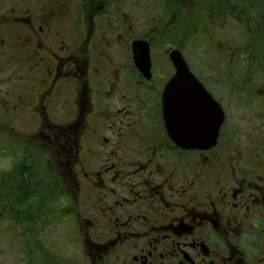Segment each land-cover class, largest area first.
<instances>
[{"label":"flooded vegetation","instance_id":"1","mask_svg":"<svg viewBox=\"0 0 264 264\" xmlns=\"http://www.w3.org/2000/svg\"><path fill=\"white\" fill-rule=\"evenodd\" d=\"M76 1L0 5V130L10 162L0 172L1 239L16 237L19 264H264V87L254 88L252 67L263 57L243 51L249 72L237 86L230 73L203 78L166 15L138 27L121 0ZM156 1L174 10L175 0ZM208 1L212 15L254 17L245 49L264 45L254 40L264 39V0ZM175 50L223 112L209 149L182 148L168 133ZM240 108L255 111L244 130ZM58 224L70 240L65 255L51 243Z\"/></svg>","mask_w":264,"mask_h":264},{"label":"rangeland","instance_id":"2","mask_svg":"<svg viewBox=\"0 0 264 264\" xmlns=\"http://www.w3.org/2000/svg\"><path fill=\"white\" fill-rule=\"evenodd\" d=\"M14 1L16 0H0V5L4 8L9 7L8 9H10ZM40 1L43 5L46 3L47 5H51L52 3L63 2L68 8H72L73 6V0ZM75 2L77 1L75 0ZM170 5L174 10L170 11V14L167 15L156 0H121L122 10L136 22L138 27L150 24L151 21L153 26L156 27L157 20L161 17L163 18V16L165 17V15L169 18L171 26L173 24H180L181 32L179 37L183 44V52H185L186 59L194 67V71L203 78L225 79L227 73H230L233 85L237 86L240 83V78H242V73L245 75V73L249 72L247 66L249 61L246 60L243 51L250 50L254 56H261L264 59V45L258 44L259 46L257 45L256 48L245 49V46L252 41V29L253 31H257L255 25H253L252 29L247 26L250 23H257L254 21V17L250 16L249 20H246L245 17L233 19L230 16L222 14L217 16L212 15L211 5L208 0L205 1V5L202 0H175ZM174 20L176 22L173 23ZM154 35L157 36L158 34L154 33ZM160 37L162 38V36L158 38ZM254 40L264 42V39ZM217 42H224L228 47H216L215 44ZM225 56L230 57L229 60ZM220 57L225 59L224 62ZM233 61L235 64L230 65V62L232 63ZM0 66H2L1 61ZM252 67L255 68L256 72L261 73L260 71L264 67V62L261 67L260 65H252ZM259 73L253 74L254 80L257 82V85L254 87L255 89H263L264 87V73L262 72L263 75H259ZM253 85L254 81H252L250 87H253ZM212 88L221 89L224 86L212 85ZM240 110L239 112L236 111L235 115L239 116L246 112L247 115L243 114L242 116H248V118L246 117L245 120H242L239 126L240 129L244 130L247 127L249 128L248 124L255 111L248 108H240ZM1 144L2 134L0 130V172L10 167L9 160L3 156ZM67 236L64 226L58 224L56 226V236L52 238L51 243L53 249L59 255L71 252L70 240H68ZM17 242L18 240L15 236L5 235L4 240L0 237V264H19L18 257L11 252V250L19 248Z\"/></svg>","mask_w":264,"mask_h":264},{"label":"water","instance_id":"3","mask_svg":"<svg viewBox=\"0 0 264 264\" xmlns=\"http://www.w3.org/2000/svg\"><path fill=\"white\" fill-rule=\"evenodd\" d=\"M140 51L136 62L142 71L150 70L149 45L136 42ZM170 59L176 75L164 93V118L172 140L185 149H209L216 145L223 112L190 71L181 51L175 50Z\"/></svg>","mask_w":264,"mask_h":264},{"label":"trees","instance_id":"4","mask_svg":"<svg viewBox=\"0 0 264 264\" xmlns=\"http://www.w3.org/2000/svg\"><path fill=\"white\" fill-rule=\"evenodd\" d=\"M2 153V152H1Z\"/></svg>","mask_w":264,"mask_h":264}]
</instances>
